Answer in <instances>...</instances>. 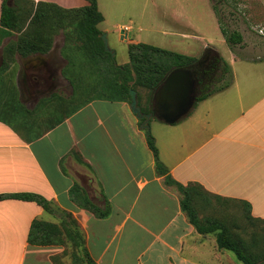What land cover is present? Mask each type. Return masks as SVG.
Instances as JSON below:
<instances>
[{"label": "crops", "instance_id": "crops-1", "mask_svg": "<svg viewBox=\"0 0 264 264\" xmlns=\"http://www.w3.org/2000/svg\"><path fill=\"white\" fill-rule=\"evenodd\" d=\"M32 1L63 8L87 4ZM255 2V19L264 20L261 0ZM97 6L103 15L97 27L103 32L99 0ZM120 28L128 44L143 42L128 38L129 25ZM241 35L239 44L244 43ZM17 36L0 20V193H36L50 209L35 201L0 200V264H87V256L96 264L240 263L232 251L234 256L217 246L214 232L199 233L189 221L181 193L156 169L146 128L132 112L130 98L89 97L68 110L63 107L56 118L48 113L52 121L40 120L36 126H43L34 127L39 100L46 98L47 104L54 98L55 91L42 94L41 74L61 44L57 37L47 53L24 56L7 47ZM203 45V53L217 52ZM258 48L259 53L254 45L244 47L238 54L244 60L230 64L227 87L198 101L176 123L150 118L148 129L172 179L200 184L213 201L214 195L245 200L254 217L264 218V48ZM47 78L67 80L62 67ZM136 92L138 105L148 112V90L137 87ZM34 129L43 132L35 136ZM83 195L107 209L106 215L86 208ZM34 219L52 224L46 228L48 243L28 241Z\"/></svg>", "mask_w": 264, "mask_h": 264}, {"label": "trees", "instance_id": "trees-1", "mask_svg": "<svg viewBox=\"0 0 264 264\" xmlns=\"http://www.w3.org/2000/svg\"><path fill=\"white\" fill-rule=\"evenodd\" d=\"M11 1V3H10ZM87 4L78 8H63L54 3L39 1L35 3L32 0H2L1 3V25L12 31H17L18 36L16 41H12L8 45V49L14 48L15 51L22 55H30L34 53H46L52 46L51 33L52 23H64L65 20L72 21L70 27L73 28L77 40L73 43V48L81 50L85 55V61L80 64L79 71L72 70L77 63L73 60L70 67V74L66 76L70 84L78 83L80 88L86 87L83 84L82 77L84 74H102L106 72V76L111 80L109 87L112 94H107L110 97H126L130 98L129 89H137L143 87L149 93V106L151 96L155 86L161 81L164 74L174 66L188 65L200 57L188 56L171 50H167L151 44L137 42L129 43L128 55L129 62L124 65L113 63L115 57L110 55V52L103 49V41L101 40L102 31L97 27V24L103 19L102 13L97 6V0H86ZM213 1V0H212ZM219 1V0H218ZM214 5V3H213ZM215 7V5H214ZM75 14L67 15V12ZM65 15H67L65 17ZM69 26V24H67ZM221 31L229 45L240 43L242 35L238 31H232L229 34L221 28ZM77 41L79 43L77 44ZM69 46V45H68ZM76 46V47H75ZM7 50V48H6ZM72 50V49H71ZM75 51V50H74ZM216 53V62L214 70L219 69V62L223 63V72L228 73L225 82L217 87L200 89L199 96L194 104L208 95L227 87L231 82L230 66ZM74 57V56H73ZM98 63L97 67L92 63L95 60ZM110 63V65H109ZM109 69V71H107ZM68 72L67 68L64 69ZM64 73V71H63ZM75 73V74H74ZM66 74V73H65ZM99 74V75H100ZM78 75V76H77ZM78 77V79H77ZM214 79V77H213ZM102 80V79H101ZM97 80L93 77L94 85L96 83L102 85L106 80ZM86 84H89L88 81ZM73 87V85H72ZM82 90V88H81ZM79 90V91H81ZM74 99V96L72 100ZM85 99L82 103L87 101ZM81 104V103H80ZM148 107L147 110H149ZM142 120L140 119V122ZM42 130L34 129L32 134L38 136ZM146 139L149 148L153 152L156 169L165 175V182L169 185H174L181 193L180 204L182 210L185 211L189 221L194 225L199 233L205 234L214 232L216 235V243L219 248L230 250L236 258L243 264H264V218L254 217L250 211V204L245 200H237L214 195L217 201L212 200V195L206 192L198 183H190L183 185L172 179L167 174V168L160 161L155 140L149 129H146ZM78 188L77 186L74 187ZM5 198H16L28 201H35L45 209H50L49 202L42 196L32 192L20 193H0V200ZM223 200V203L220 201ZM216 201V202H215ZM233 201L234 204L242 205L245 210V219L251 226L258 227V230L253 229L249 233V237H244L245 232L240 222H235L233 214L225 207L227 203ZM237 202V203H236ZM83 204L86 208L99 216H104L107 209H101L95 205L87 196L83 195ZM207 208L208 213L200 216L201 209ZM52 224L45 221L34 219L31 223V228L28 236V241L36 244H46L47 227ZM242 229V231H239ZM35 231H43V235L37 236ZM87 264H96L90 257L87 256Z\"/></svg>", "mask_w": 264, "mask_h": 264}, {"label": "rangeland", "instance_id": "rangeland-1", "mask_svg": "<svg viewBox=\"0 0 264 264\" xmlns=\"http://www.w3.org/2000/svg\"><path fill=\"white\" fill-rule=\"evenodd\" d=\"M99 3L104 14V20L98 26L103 30L102 33H105L107 46L114 51L115 60L113 63L119 65L128 63L129 44L127 40L121 39L120 36V27L124 25L131 27V29L125 30L128 38L172 49L194 57L201 56L204 50V43L206 45L209 44L216 48L217 53L229 66L235 63L234 60L236 61L234 65H238V61L242 62L244 60V56L238 55L244 51V47L254 45L258 53L260 52L257 51L259 49L258 46L264 48V20L255 19V9L253 8L254 4H256L255 0H99ZM261 3L264 7V0H261ZM71 14L73 16L75 13L72 11L67 12V15ZM72 21L65 20L64 23L59 24L55 20L51 24L52 28H54L50 34L53 39L52 46L57 37H59L61 44L60 52L55 47L56 56L51 55L52 57L49 58L48 75H52V77L55 74H59L61 67L62 74L69 75L70 65L73 60L77 65L72 70L74 72L75 70L79 71V65H83L85 61L84 53L80 49L73 48V43L77 38L73 28L70 27V25L73 26ZM221 28L226 30L227 34L232 31L242 32L244 43L229 45ZM78 43L79 41H77ZM103 49H105L104 43ZM57 58L62 60H57ZM92 63H96L93 66L97 67L96 58ZM219 67L214 73V79L212 78V81L208 84L209 88L223 84L228 77L227 72L222 73L223 63L221 61L219 62ZM66 68L68 72L64 70ZM45 71L41 74L43 75V80L40 83L42 88H45L51 82V79H45ZM101 73L94 76L91 73L84 74L82 80L86 87L83 85L81 87L82 90L78 83L72 82V87L67 82L69 79L65 76L67 80L64 83V87L58 85L51 90L55 91V94H52L54 98L46 102L47 104L44 103L46 98L39 100L42 105H38V108L35 109L36 114L33 116L34 127L40 120L50 123L52 120L47 119V117H50L47 116L48 113H60L63 107L68 110V108L70 109L82 103L89 97L112 94L111 87H109L111 80L106 76V72L103 71ZM93 77H96L97 80H104L105 78V85L104 83L102 85L98 83L94 85ZM87 81L89 84H86ZM55 96L58 97L56 98ZM73 96L74 99L72 100ZM33 102H36L35 98H33ZM42 117L46 118L42 119ZM56 117V114L51 116L52 119ZM41 126L43 125H37L36 128ZM225 206L233 214L235 222L236 220L240 222L239 225L245 232L242 229L239 231H242L244 237L248 238L249 233L253 229L258 230V227L251 226L245 219V210L242 205H237L233 202L227 203ZM204 210L202 209L200 212ZM208 212L209 210L204 211L203 215ZM227 252L234 256L231 251L227 250ZM236 262L237 264H243L242 262Z\"/></svg>", "mask_w": 264, "mask_h": 264}, {"label": "water", "instance_id": "water-1", "mask_svg": "<svg viewBox=\"0 0 264 264\" xmlns=\"http://www.w3.org/2000/svg\"><path fill=\"white\" fill-rule=\"evenodd\" d=\"M123 32V30H121ZM105 50L114 57V51L106 44L105 33L101 34ZM39 54H34L38 56ZM130 108L142 127L149 128V120L154 117L165 123H176L186 116L199 96L198 78L193 69V62L188 65L171 67L155 86L151 96V108L143 112L137 103V92L129 89Z\"/></svg>", "mask_w": 264, "mask_h": 264}, {"label": "flooded vegetation", "instance_id": "flooded-vegetation-1", "mask_svg": "<svg viewBox=\"0 0 264 264\" xmlns=\"http://www.w3.org/2000/svg\"><path fill=\"white\" fill-rule=\"evenodd\" d=\"M216 53L214 51H205L199 59L193 62V69L195 71L196 77L198 78V91L200 89L205 88L210 82L212 81V78L214 76L215 70H214V63L216 62ZM58 63L56 64L57 67ZM49 62L46 66V71L44 74L48 75L49 70ZM52 74V73H51ZM54 74V73H53ZM52 76V75H49ZM64 87V83L58 82V81H52L50 82L45 88H42V94L45 95L46 93L49 94L53 88L56 86ZM45 92V94H44Z\"/></svg>", "mask_w": 264, "mask_h": 264}]
</instances>
